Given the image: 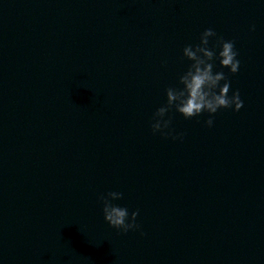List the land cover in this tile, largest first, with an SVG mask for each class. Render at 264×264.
Returning <instances> with one entry per match:
<instances>
[{"label":"water","instance_id":"obj_1","mask_svg":"<svg viewBox=\"0 0 264 264\" xmlns=\"http://www.w3.org/2000/svg\"><path fill=\"white\" fill-rule=\"evenodd\" d=\"M208 28L243 107L153 135ZM0 264H264V0H0Z\"/></svg>","mask_w":264,"mask_h":264},{"label":"clouds","instance_id":"obj_2","mask_svg":"<svg viewBox=\"0 0 264 264\" xmlns=\"http://www.w3.org/2000/svg\"><path fill=\"white\" fill-rule=\"evenodd\" d=\"M254 30L255 27L252 26L250 31ZM210 40L214 41L211 47ZM237 56L234 43L218 38L211 28L200 34L198 44L185 46L182 59L188 62L187 70L179 76L176 87H168L165 90L166 103L159 107L151 118L152 134H159L165 140L183 142L184 134L175 132L171 127L172 117L169 114L173 110L186 121L207 113L209 118L204 124L208 128L213 126L214 120L211 117L219 110L231 109L239 112L243 107L239 90H233L229 95L230 81L224 71H214L218 62L220 69H227L229 75L235 76L240 68ZM166 63L162 62L161 66L165 67ZM122 198L123 194L117 191H110L98 197L104 222L123 234L139 231L140 225L136 222L138 212L133 211L129 215L128 208L114 203Z\"/></svg>","mask_w":264,"mask_h":264}]
</instances>
